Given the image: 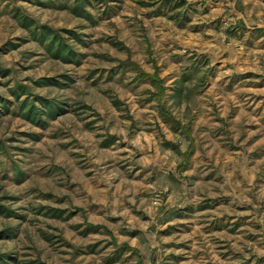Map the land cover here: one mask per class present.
Listing matches in <instances>:
<instances>
[{
    "label": "rangeland",
    "instance_id": "1",
    "mask_svg": "<svg viewBox=\"0 0 264 264\" xmlns=\"http://www.w3.org/2000/svg\"><path fill=\"white\" fill-rule=\"evenodd\" d=\"M0 264H264V0H0Z\"/></svg>",
    "mask_w": 264,
    "mask_h": 264
}]
</instances>
